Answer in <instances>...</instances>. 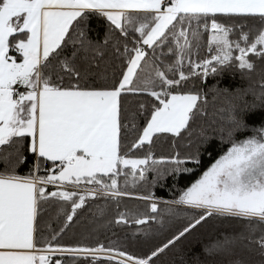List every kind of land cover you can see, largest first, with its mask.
<instances>
[{
  "label": "snow or ice",
  "instance_id": "snow-or-ice-1",
  "mask_svg": "<svg viewBox=\"0 0 264 264\" xmlns=\"http://www.w3.org/2000/svg\"><path fill=\"white\" fill-rule=\"evenodd\" d=\"M91 17L105 22L103 40L89 35ZM221 18L243 22L229 25ZM249 19L258 21L255 31ZM250 54L264 61V0H0V264H155L212 217L234 218L243 230L216 240L205 249L208 255H224L226 264H255L245 256L256 254L264 264V123L237 139L247 127L237 118L243 96L218 88L226 102L221 125L212 131L228 146L172 202L199 210L198 217L143 256L114 242H57L89 200L129 197L149 204V214L127 210L108 224H128L129 217L136 225L157 221L160 201L131 189L146 184L157 165L191 172L183 165L198 166L200 159L178 151L157 157L156 139L171 137L174 148L186 139L197 151L214 142L209 129L194 126L208 115L207 94L183 91L184 82L230 66L254 72ZM112 59L121 62L118 75ZM127 95L150 97L151 106L137 101L128 108ZM25 141L35 161L21 175ZM48 162L52 167L41 175ZM106 211L97 204L92 223L105 227L99 219ZM61 218L57 231L52 224ZM158 222L163 226L162 217Z\"/></svg>",
  "mask_w": 264,
  "mask_h": 264
},
{
  "label": "trees",
  "instance_id": "trees-1",
  "mask_svg": "<svg viewBox=\"0 0 264 264\" xmlns=\"http://www.w3.org/2000/svg\"><path fill=\"white\" fill-rule=\"evenodd\" d=\"M221 22L226 24L241 23L243 21H233L227 18H221ZM245 23L251 26L255 31L259 27L257 20L249 19ZM89 35L93 40H103L107 26L105 22L99 17H91L89 24ZM248 29L245 28V31ZM139 35L138 33L136 34ZM236 37L233 35L232 37ZM132 43H129V47ZM70 49V46H69ZM166 52L167 50L164 49ZM151 54V50H149ZM14 53V52H11ZM238 54V53H235ZM19 57V54H15ZM159 55V50H157ZM205 52L200 53L202 58ZM109 57H111V50H109ZM109 57H106L108 59ZM250 57L256 62V70L249 72L241 70L238 67L230 66L223 69V71L211 75L209 77H190L188 81L184 82L183 91L197 90L201 93L207 94L208 115L205 119L198 120L195 127H204L209 129L208 135L214 142L209 147L207 144L201 145L197 151L196 146L192 148L187 147V140H177L175 148L173 147V140L171 137L162 136L156 139L152 151L157 157L169 156L174 151L181 153V156L192 152L200 159V164L193 165L187 163L183 167L193 169L191 172H173V165L161 164L155 167V170H150L147 174V183L138 185L131 191L138 195H146L151 192L152 195L160 201V215L157 221H150L146 225H136L132 223L133 217H129L128 224H108L107 221L114 220L119 212L131 210L138 216L149 214V204L145 201L125 197L118 203L116 201L89 200L85 207L79 211V219L72 224L58 239V243L64 245H89L94 246L97 243H104L108 245L114 242V246L126 250L134 255L143 256L150 249L159 246L172 238L178 231L200 214L199 210L192 209L185 205H178L172 203L178 200L180 195L187 187H189L196 179L202 175L203 171L207 169L214 162L219 155L227 148V142H221L218 135L213 136V129L221 125V114L219 109L225 106L226 96L223 91L217 93L216 88L220 90L227 89L229 93L234 95L242 94L243 98L239 101V108L237 110V118L242 119L247 124V127L239 130L237 139H245L253 135L255 130L264 123V96L261 95L264 89L260 86V81L264 79V61L260 58ZM197 57L194 56L193 59ZM164 59V58H161ZM166 63L170 60H165ZM119 59H112V66L117 75L119 74ZM186 72L187 64L185 65ZM199 71V70H198ZM215 86V88H214ZM215 97V99H214ZM152 98L144 95H127L125 97L126 107L135 108L137 101L145 102L149 107L151 106ZM215 121V123H213ZM139 124H143V118L138 120ZM27 141L22 146V152L26 157V163H23L18 172L21 175H26L33 166L35 157L26 151ZM207 149V150H206ZM142 152H135L134 155H142ZM50 162L42 166L40 174L44 175L45 168H51ZM49 191L54 190L49 186ZM107 205L106 215L103 219H99V223L106 225L105 227H97L93 221V213L96 211V205ZM172 211L169 212L168 210ZM163 218V226L158 222ZM47 217H42L41 227L43 228L44 221ZM63 219L59 222H53L52 228L59 230L62 226ZM95 229V230H94ZM243 230V225L234 218L212 217L198 225L191 232L187 233L174 246L170 247L166 252L156 260L155 264H226L227 258L224 255H208L205 251L207 247L213 244L218 239H223L226 235H232ZM148 235L145 236L144 233ZM44 236H50L47 229L43 231ZM245 259H250L259 264L260 257L256 254L245 256ZM65 264H72L70 259L65 260Z\"/></svg>",
  "mask_w": 264,
  "mask_h": 264
},
{
  "label": "built area",
  "instance_id": "built-area-1",
  "mask_svg": "<svg viewBox=\"0 0 264 264\" xmlns=\"http://www.w3.org/2000/svg\"><path fill=\"white\" fill-rule=\"evenodd\" d=\"M10 54L15 55V54H18V53H15V52H14V53H10Z\"/></svg>",
  "mask_w": 264,
  "mask_h": 264
}]
</instances>
